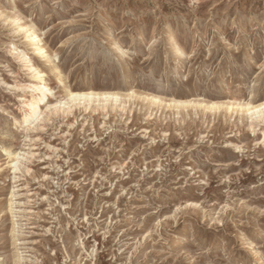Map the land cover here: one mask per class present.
<instances>
[{
    "label": "rangeland",
    "instance_id": "rangeland-1",
    "mask_svg": "<svg viewBox=\"0 0 264 264\" xmlns=\"http://www.w3.org/2000/svg\"><path fill=\"white\" fill-rule=\"evenodd\" d=\"M261 102L264 0H0V264H264Z\"/></svg>",
    "mask_w": 264,
    "mask_h": 264
},
{
    "label": "bare ground",
    "instance_id": "bare-ground-1",
    "mask_svg": "<svg viewBox=\"0 0 264 264\" xmlns=\"http://www.w3.org/2000/svg\"><path fill=\"white\" fill-rule=\"evenodd\" d=\"M25 31L28 33V29H25ZM27 33H26V35L31 36V39L36 42V44L38 46L37 48L39 50H41L42 49V46L39 45V38H38V36L37 35H34V34H30V33L27 34ZM28 58L29 57H26L25 55H23V59L25 61H27ZM36 73L39 74L40 72L37 70ZM31 87H32V90L33 91H35V92L38 93V95L37 96H34V97L32 96L27 102H25V106L27 108V113L28 114L29 113H32V112H36V109L38 107V103H39V100H40L39 94L43 93V91H44V89H45L46 86L43 83H40V82L38 83L37 82V83L31 84ZM93 93H83V92L82 93H70V98H71V100H75V99H85V98L90 99L92 96H99L98 94H93ZM262 108H264V102H261V104L256 105V106H253V107H250L249 106L248 110L251 111L254 115L259 116L260 115L259 112H261V109ZM6 151L7 150H5V152Z\"/></svg>",
    "mask_w": 264,
    "mask_h": 264
}]
</instances>
